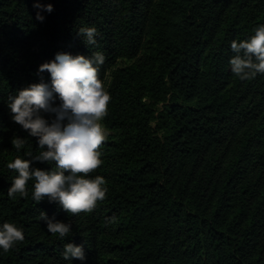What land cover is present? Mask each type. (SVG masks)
<instances>
[{
  "label": "trees",
  "instance_id": "1",
  "mask_svg": "<svg viewBox=\"0 0 264 264\" xmlns=\"http://www.w3.org/2000/svg\"><path fill=\"white\" fill-rule=\"evenodd\" d=\"M33 3L0 0V222L10 219L25 232L0 252V264H97L101 256L105 264H264V121L217 175L214 165H198L199 180H187L191 164L225 138L230 118H249L236 89L223 88L239 80L222 73L223 53L227 39L252 34L264 0H41L54 6L43 22ZM92 25L99 35L90 46L78 30ZM58 51L103 52L99 77L118 55L134 58L114 69L107 86L100 175L108 191L91 212L33 201L31 181L27 197L7 195L16 173L5 163L40 151L11 120L7 97L48 80L37 68ZM16 136L26 140L19 151ZM42 211L69 220L72 233H49ZM70 241L84 244V262L63 259Z\"/></svg>",
  "mask_w": 264,
  "mask_h": 264
},
{
  "label": "clouds",
  "instance_id": "2",
  "mask_svg": "<svg viewBox=\"0 0 264 264\" xmlns=\"http://www.w3.org/2000/svg\"><path fill=\"white\" fill-rule=\"evenodd\" d=\"M33 7L37 9L35 18L43 22V13L50 14L54 6L34 0ZM78 35L94 45L99 30L95 25L81 27ZM230 48L234 55L229 65L235 77L243 81L264 74V23L254 27L246 38L233 39ZM105 60L101 51L91 55L58 51L37 68L38 74H49L48 80L41 77L39 82L29 83L7 97L11 120L35 137L40 149L38 154L25 152L5 163L16 173L7 189L10 199L27 197L29 181L33 201L46 199L66 213L91 212L105 198V177L92 175L103 163L100 149L108 136L103 118L108 113L111 94L98 74ZM25 142V137L20 136L11 141L17 151ZM35 162H47L51 167L40 168ZM40 219L49 233L61 239L72 233L69 220L44 211ZM24 239V228L19 223L10 219L0 222V252H8ZM61 255L69 261L87 259L84 244L71 241L64 243Z\"/></svg>",
  "mask_w": 264,
  "mask_h": 264
},
{
  "label": "rangeland",
  "instance_id": "3",
  "mask_svg": "<svg viewBox=\"0 0 264 264\" xmlns=\"http://www.w3.org/2000/svg\"><path fill=\"white\" fill-rule=\"evenodd\" d=\"M261 23H264V18L261 20ZM258 24V25H259ZM230 43L231 40L227 39L224 46V53H223V61H224V69L222 73L224 75H230L232 72L230 70L229 65V58L232 55V52L230 50ZM90 45V44H89ZM91 46V45H90ZM134 58L128 57L127 55H118L115 63L111 66H107L103 68V72L100 75V78L105 83L106 86H108L109 81L111 79V74L114 71L115 68L122 66L128 62H131ZM234 76V74H233ZM232 80V78L230 77ZM231 87H234L237 91V96L240 98L244 103L246 104V107L248 106V119H246L244 122H238V120L235 117L230 118V121L225 126L226 135L225 138L216 144L214 149L208 150L206 153H204L202 156L198 158L197 161H195L193 164V168H189V177L188 179H197L198 176L195 174L197 173V167L198 165H214V175H217L216 173L220 172L222 170V166L224 163H226L232 156L233 152H236V149L241 146V142L244 141L247 131H253L255 128L258 130L260 129V123H263L264 121V74H258L253 79H246V80H237L236 83H229L227 85H224V89H229ZM235 93L232 94V101L235 104H238V98H234ZM105 145V141L102 142L101 145V151H102V161L104 158L105 151L102 150V148ZM102 165V164H101ZM101 165L94 170L92 175H100V169ZM199 180V178H198ZM197 180V181H198ZM201 185L205 184V179L199 181ZM97 264H105L106 262L103 261V258L101 256V259H96ZM64 264V263H62ZM86 264V263H85Z\"/></svg>",
  "mask_w": 264,
  "mask_h": 264
}]
</instances>
